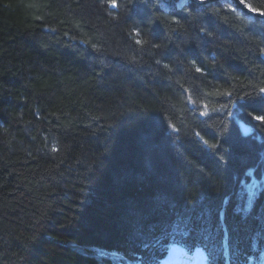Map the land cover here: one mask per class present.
I'll use <instances>...</instances> for the list:
<instances>
[{
  "label": "trees",
  "instance_id": "16d2710c",
  "mask_svg": "<svg viewBox=\"0 0 264 264\" xmlns=\"http://www.w3.org/2000/svg\"><path fill=\"white\" fill-rule=\"evenodd\" d=\"M160 2L0 0V264H264V19Z\"/></svg>",
  "mask_w": 264,
  "mask_h": 264
},
{
  "label": "rangeland",
  "instance_id": "374dc122",
  "mask_svg": "<svg viewBox=\"0 0 264 264\" xmlns=\"http://www.w3.org/2000/svg\"><path fill=\"white\" fill-rule=\"evenodd\" d=\"M188 0H161V4L166 7L167 9L171 8L173 5H176L177 7H181L184 3H186ZM196 2V0H194ZM199 2H205L206 0H197ZM222 2H226L229 3L232 7L236 8V5H239L241 11L246 14L247 16H249L250 18H254L255 16H259L261 14H264L260 11L254 10L252 8L251 5H249L246 1L244 0H221ZM111 7V5H110ZM234 8V9H235ZM117 9V8H115ZM246 10H248L249 12L255 14V16H251L250 13H248ZM261 181L256 178V177H252L250 183L247 184V189L249 191V194L251 197H253L256 192L259 190V188L261 187ZM190 254V253H189Z\"/></svg>",
  "mask_w": 264,
  "mask_h": 264
},
{
  "label": "bare ground",
  "instance_id": "6f19581e",
  "mask_svg": "<svg viewBox=\"0 0 264 264\" xmlns=\"http://www.w3.org/2000/svg\"><path fill=\"white\" fill-rule=\"evenodd\" d=\"M241 122L244 121L241 120L240 124ZM162 264H208V261H207V255L202 248H197L196 250L193 251V253L189 254L186 249L180 246H173L167 257L163 260Z\"/></svg>",
  "mask_w": 264,
  "mask_h": 264
},
{
  "label": "water",
  "instance_id": "95a60500",
  "mask_svg": "<svg viewBox=\"0 0 264 264\" xmlns=\"http://www.w3.org/2000/svg\"><path fill=\"white\" fill-rule=\"evenodd\" d=\"M210 0H206L205 2H198V1H196V3H199V4H204V3H208ZM111 8H117V2H113L112 4H111ZM248 13H250L251 14V16H255V14H253V13H251V12H249L248 10H246ZM260 18H262V19H264V14H261L260 15ZM263 56H264V53H263ZM241 124L243 125V127H244V134L245 135H248L249 133H250V131H251V129H250V125H248V124H246V123H244V122H241Z\"/></svg>",
  "mask_w": 264,
  "mask_h": 264
}]
</instances>
